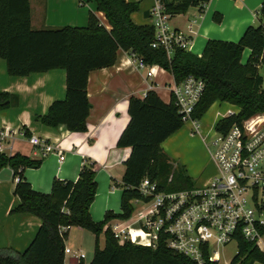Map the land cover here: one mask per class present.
Here are the masks:
<instances>
[{"label": "trees", "instance_id": "1", "mask_svg": "<svg viewBox=\"0 0 264 264\" xmlns=\"http://www.w3.org/2000/svg\"><path fill=\"white\" fill-rule=\"evenodd\" d=\"M93 1L96 11L105 16L109 29L89 13L84 27L32 30L28 0H0V59L5 62L7 74L25 77L58 68L65 70V99L52 103L47 112L38 117L42 125L51 128L64 125L73 133L86 132L91 108L86 95L88 75L113 66L118 50L134 54L148 66H160L176 83L190 76L202 79L205 89L194 109L193 119L201 120L215 103H227L239 110L237 116L219 121L215 126L217 130L264 112V0L256 26H249L236 43L207 40L200 57L176 46L169 56L164 49L153 48V27L137 26L131 19L139 9V2ZM207 1L164 0L163 4L165 12L172 17L186 14L190 7H198L203 13L202 5ZM245 49L250 55L243 62ZM8 98L7 94L0 93V109L8 106ZM127 113L129 122L117 141V146L131 149L120 186L122 213L108 212L99 222H94L89 213L97 189L96 163L84 165L76 182L54 178L50 192L41 194L23 179V172L39 168L41 160L19 153L11 156L0 153V171L9 168L13 172L12 179H18L13 195L19 203L10 214H32L41 222L22 253L0 248V264H64L68 232L61 233L62 226L80 227L95 237V250L89 264H196L167 248L164 237L159 238L154 249L130 242L120 244L106 227L113 219L127 221L131 217L132 201L141 198L137 187L144 177L166 192L193 186L185 170L175 166L160 145L183 125L173 103L166 104L148 91L141 100L134 97L129 100ZM24 136L31 135L26 132ZM100 235L104 236L102 249L98 245ZM255 263L264 264V252L250 242L239 240L238 252L230 264ZM206 264L217 263L207 261Z\"/></svg>", "mask_w": 264, "mask_h": 264}, {"label": "crops", "instance_id": "2", "mask_svg": "<svg viewBox=\"0 0 264 264\" xmlns=\"http://www.w3.org/2000/svg\"><path fill=\"white\" fill-rule=\"evenodd\" d=\"M28 1L32 30L33 28L34 30L57 29L63 26L84 27L88 23L89 13H93L101 25L109 29L105 16L96 11L93 0ZM262 1L208 0L204 4L203 13L199 12L198 7H190L186 14L172 16L168 21V27L171 31L188 36V26L191 22H195L188 53L200 57L207 40L236 43L249 26H256L260 19L259 9ZM138 2L139 9L131 16L132 22L137 26H151L152 20L149 13L153 1L139 0ZM249 55L250 51L245 49L242 54L243 62ZM152 68L154 73L150 79H147L145 70L136 68L129 53L118 50L113 66L91 71L87 78L86 89L91 106L86 119V132L73 133L66 130L64 125L51 128L42 125L38 120V117H42L52 103L65 99V70L58 68L25 77H13L7 74L5 62L0 59V93H5L9 97L8 106L0 109V130L15 132L4 143L3 153L8 156L19 153L33 160H41L39 168H28L23 172V179L30 183L34 191L41 194L50 192L54 178L60 181L76 182L84 165L96 163L94 180H96L97 189L95 199L89 207V213L94 222L102 221L108 212L121 214L120 186L126 159L131 149L117 146V141L129 122L127 113L129 100L132 97L141 100L146 92L151 90L164 103L172 102L169 89L174 79L160 66ZM149 84L152 85V89L148 88ZM221 105L215 103L211 107L221 108ZM221 111L215 112V121L208 130L214 129L217 123L224 119L229 109L223 114L220 113ZM189 128L190 136L198 135L192 131L191 127ZM26 132L61 148L64 157L61 163L53 154L42 157L23 135ZM174 136L175 134L160 144L163 151L164 143ZM201 142L203 143L202 139ZM172 162L175 166L180 164ZM170 176L172 178V174ZM190 179L194 184V180L191 177ZM209 179L203 184H206ZM15 184L16 180L12 177L8 181L0 180V248L22 253L30 244L41 222L32 214H10V211L19 203V199L13 195ZM132 205L135 212L127 221H132L135 213L140 209L139 204L134 201ZM112 222H118V219H113L109 223ZM64 244L75 252H83L85 258L87 252L84 250H89L91 259L93 257L95 237L80 227L69 228ZM98 245L101 249L105 246L103 235L99 236Z\"/></svg>", "mask_w": 264, "mask_h": 264}, {"label": "built area", "instance_id": "3", "mask_svg": "<svg viewBox=\"0 0 264 264\" xmlns=\"http://www.w3.org/2000/svg\"><path fill=\"white\" fill-rule=\"evenodd\" d=\"M152 1L149 14L155 36L151 46L164 49L168 56L175 46L188 52L195 22L189 24L188 36L171 31L168 27L171 16L165 12L164 0ZM130 56L136 68L145 70L146 78L150 79L154 66L146 65L134 54ZM204 89L205 82L194 76L181 83L174 81L169 89L183 124L188 123L199 136V120L193 119V113ZM238 114L239 110H229L224 118ZM14 133L0 130V153ZM27 138L42 157L53 154L59 163L64 159L61 148L35 135ZM201 139L215 166V174L202 186L193 184L177 192L159 190L156 182L144 177L137 187L141 198L134 200L140 206L135 221L128 226H123L125 222L106 225L119 242L130 240L138 246L154 249L159 238L164 237L167 248L196 264L207 261L219 264V247L231 243L238 246L239 240L250 242L264 252V112L233 123L222 131L214 127ZM171 180L169 176V182ZM69 228L62 226L59 230L66 233ZM84 259L83 252L65 246L64 264H80Z\"/></svg>", "mask_w": 264, "mask_h": 264}, {"label": "rangeland", "instance_id": "4", "mask_svg": "<svg viewBox=\"0 0 264 264\" xmlns=\"http://www.w3.org/2000/svg\"><path fill=\"white\" fill-rule=\"evenodd\" d=\"M134 1L138 2L139 0H134ZM260 73L261 75H263L262 71H260ZM149 85L151 86L152 89V85L151 84ZM221 106H222L221 108L218 106L211 107L208 110L207 114L201 120L198 121L201 136H205L208 133V129L210 128L213 121H215L214 115L216 111L222 110L220 112L222 114L227 109L233 110L234 112L237 111L235 107L226 103H223ZM189 127L190 126L188 123H184L181 127L182 129L179 130L177 133H175L174 137H172L170 140L164 143V151L167 153L171 161L180 163L178 167L185 169L187 175L194 180L195 182L194 185L196 184L198 186H202L205 181H207L210 177H212L215 174V168L212 161L208 157L207 149L205 145L201 142L199 134L190 136ZM132 212L134 214L135 211L133 210ZM135 219L136 218L134 216L132 221H127V222L124 221L125 223L123 224V226L124 225L128 226L129 224L134 222ZM120 221L121 220H118V222ZM126 242L131 243L130 240L129 241L124 240L119 243L123 244ZM132 244L138 246L135 243ZM237 250H238V246L236 243L228 244V246L226 247H219V257L221 258L219 264H226L230 262L233 259V257L236 255ZM84 251L87 252L86 253L87 256L84 259V262L88 263V261L91 259V254L89 250L88 251L84 250Z\"/></svg>", "mask_w": 264, "mask_h": 264}, {"label": "water", "instance_id": "5", "mask_svg": "<svg viewBox=\"0 0 264 264\" xmlns=\"http://www.w3.org/2000/svg\"><path fill=\"white\" fill-rule=\"evenodd\" d=\"M13 175V172L9 168H4L0 171V180L1 181H8ZM72 261V259H70ZM74 262V259H73Z\"/></svg>", "mask_w": 264, "mask_h": 264}]
</instances>
